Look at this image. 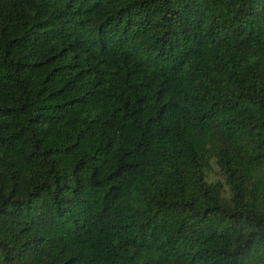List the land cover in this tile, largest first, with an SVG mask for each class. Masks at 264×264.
<instances>
[{
    "label": "trees",
    "instance_id": "trees-1",
    "mask_svg": "<svg viewBox=\"0 0 264 264\" xmlns=\"http://www.w3.org/2000/svg\"><path fill=\"white\" fill-rule=\"evenodd\" d=\"M0 264H264V0H0Z\"/></svg>",
    "mask_w": 264,
    "mask_h": 264
}]
</instances>
